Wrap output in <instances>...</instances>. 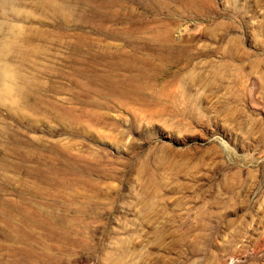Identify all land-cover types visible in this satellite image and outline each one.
Listing matches in <instances>:
<instances>
[{
	"label": "rangeland",
	"instance_id": "rangeland-1",
	"mask_svg": "<svg viewBox=\"0 0 264 264\" xmlns=\"http://www.w3.org/2000/svg\"><path fill=\"white\" fill-rule=\"evenodd\" d=\"M1 66L0 264H264V0H0Z\"/></svg>",
	"mask_w": 264,
	"mask_h": 264
},
{
	"label": "bare ground",
	"instance_id": "bare-ground-1",
	"mask_svg": "<svg viewBox=\"0 0 264 264\" xmlns=\"http://www.w3.org/2000/svg\"><path fill=\"white\" fill-rule=\"evenodd\" d=\"M10 78H12L11 80H12V82H14L13 81V75H12V77H10L9 76V73H8V71H6L2 66L0 67V81L1 82H3L2 83V85H1V87H2V90L3 91H7L8 90V81L10 80ZM16 79V78H15ZM14 79V80H15ZM16 81V80H15ZM10 86H11V88H12V85L10 84ZM14 86V85H13ZM15 86H17V84L15 83ZM16 88V87H15ZM14 88V89H15ZM12 90V89H11ZM22 91V90H21ZM74 115V114H73ZM76 115V114H75ZM72 116V115H71ZM75 117V116H74Z\"/></svg>",
	"mask_w": 264,
	"mask_h": 264
}]
</instances>
